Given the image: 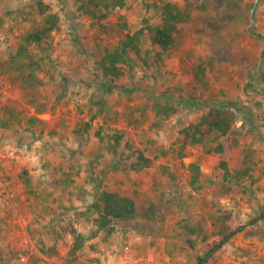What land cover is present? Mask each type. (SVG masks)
Wrapping results in <instances>:
<instances>
[{
    "label": "rangeland",
    "instance_id": "rangeland-1",
    "mask_svg": "<svg viewBox=\"0 0 264 264\" xmlns=\"http://www.w3.org/2000/svg\"><path fill=\"white\" fill-rule=\"evenodd\" d=\"M37 1L56 13L59 23L43 43L47 50L32 48L35 57L44 58L37 71L43 84L34 91L19 88L14 121L0 125V264L33 259L72 264L73 232L87 236L96 227L94 206L104 190L134 198L136 217L86 242L75 264H197L223 240L213 233L216 220L236 229L259 216L205 264H264V175L253 184L250 179L220 183L222 154L196 145L189 156L179 157L180 129L204 109L225 105L237 121L222 140L234 145V155L249 148L257 169L264 168V79L258 72L261 58L264 71V0L255 12L256 32L249 0H241L240 7L209 0L205 11L193 10L184 37L161 55L147 28L160 20L167 0H128L112 11L105 29L82 16L75 0H0V70L9 79L14 70L9 59L22 34L40 22ZM229 12L236 20L222 19ZM142 28L136 63L122 64L120 76L107 74L100 63L106 46ZM197 56L214 60L211 91L202 93L182 73L181 58ZM158 98L172 101L179 112L156 118L152 102ZM43 105L45 111L35 113ZM30 116L43 121L28 122ZM122 132V145L116 146L114 138ZM136 148L154 158L153 165L132 169ZM193 161L202 170L196 183L188 166ZM23 172L29 189L18 177ZM200 220L212 232L207 241L189 232ZM43 247L56 253H44Z\"/></svg>",
    "mask_w": 264,
    "mask_h": 264
},
{
    "label": "trees",
    "instance_id": "trees-1",
    "mask_svg": "<svg viewBox=\"0 0 264 264\" xmlns=\"http://www.w3.org/2000/svg\"><path fill=\"white\" fill-rule=\"evenodd\" d=\"M75 1L77 9L82 16L90 20L97 28L105 29L110 22L112 11L116 8H122L128 0ZM182 2L180 4L167 0L160 6V20L147 28L152 36L153 43L160 49L158 55L173 48L184 37V28L194 20V9L205 11L209 6V0H202L196 5L191 0H182ZM228 3L231 6L240 7L242 1L240 0L239 3L237 0H228ZM253 3V0H249L247 3L248 8H251ZM37 7L41 18L40 22L22 34L15 54L9 59V66L14 69L12 72L13 78L10 79L11 82L18 89L21 88L27 91H34L36 87L43 84L37 71L43 67L42 61L44 58L35 57L36 54L32 52V48L41 49L43 43L50 39L52 32L58 28L59 23L58 15L50 11L46 4L37 1ZM222 19L230 22L236 20V17L229 12ZM143 33V28L134 32L128 31L116 44L106 46L100 63L107 74L120 76L123 73L122 64L131 65L136 63L135 56L139 57L142 51ZM41 50L45 51L47 48L43 47ZM181 67L182 73L191 77L193 84L198 90L202 93L211 91L212 83L209 78V72L214 69V60L202 56L183 57L181 58ZM12 105L13 102H9L2 106L5 110V115L0 117V125L4 127L9 126L17 114ZM45 109V105H43L35 113H42ZM99 110L102 111L101 109ZM152 110L155 117L159 119H168L179 112V108L167 98L164 101L159 98L153 100ZM97 115L98 113L95 114V116ZM29 118L28 122L32 123L36 120L43 121L36 116H30ZM236 121V112L230 107H225V105L210 106L204 109L195 121L187 123L180 129L183 141L179 147V157L184 159L189 156V148L191 146H203L209 151L223 155L218 165L220 171L216 175L220 183L240 184L244 179H250L252 184L255 183L257 178L264 175V168L262 170L257 169L253 151L243 147L239 154L234 155V145L222 140L223 137H226L232 131ZM89 126L90 123L86 122L84 130L88 131ZM75 131L78 133L79 128H75ZM97 133L100 135L99 132ZM123 137V132L115 136L116 146L122 145ZM125 144L131 149L134 148L130 140H127ZM132 157L135 159L131 161L130 166L136 171L150 167L154 163V158L146 156L142 150L137 148L131 152L130 158ZM188 166L191 172V182H199L202 170L198 161L190 162ZM69 173L67 172V174ZM18 177L22 179V182L29 189L31 180L25 172L19 174ZM94 207L97 209V216L94 220L96 227L92 232L87 236L79 232L76 233V231L73 232L74 241L69 251V255L72 256V264H75L78 252L84 248L86 242L97 237L104 230L109 233L113 232L116 223L132 220L137 214L134 198L123 196L119 192L111 190L102 191ZM155 212V209H153L152 215ZM147 217H150V215ZM216 221L219 227L213 233L220 234L223 239L234 230L226 221ZM207 225L206 223L203 226L202 220H200L197 226L189 227V232L197 237H202L203 241H207L212 234L207 229ZM193 242L194 239H191V244ZM42 250L47 254L56 253L54 247H43ZM204 257L205 255L199 256L198 262H201ZM31 264L41 263L33 259Z\"/></svg>",
    "mask_w": 264,
    "mask_h": 264
},
{
    "label": "water",
    "instance_id": "water-1",
    "mask_svg": "<svg viewBox=\"0 0 264 264\" xmlns=\"http://www.w3.org/2000/svg\"><path fill=\"white\" fill-rule=\"evenodd\" d=\"M259 0H255L252 8H251V29L253 32H256V9H257V5H258ZM262 62H263V58L260 59L259 64H258V69H259V75L264 79V71L262 69ZM262 216H259L258 218H256L253 221H250L246 224H243L242 226L234 229L230 235H228L227 237H225L220 243H218L217 245H215L213 248H211L209 250V252L205 255V257L203 258V260L201 262H198L197 264H205L210 258L211 256H213L223 245L226 244V242L230 239V237L235 234L236 232L240 231L241 229L250 226L252 224H254L256 221H258Z\"/></svg>",
    "mask_w": 264,
    "mask_h": 264
},
{
    "label": "built area",
    "instance_id": "built-area-1",
    "mask_svg": "<svg viewBox=\"0 0 264 264\" xmlns=\"http://www.w3.org/2000/svg\"><path fill=\"white\" fill-rule=\"evenodd\" d=\"M18 95V88L13 85L6 74L0 72V108L8 102H15Z\"/></svg>",
    "mask_w": 264,
    "mask_h": 264
},
{
    "label": "crops",
    "instance_id": "crops-1",
    "mask_svg": "<svg viewBox=\"0 0 264 264\" xmlns=\"http://www.w3.org/2000/svg\"><path fill=\"white\" fill-rule=\"evenodd\" d=\"M20 94V93H19Z\"/></svg>",
    "mask_w": 264,
    "mask_h": 264
}]
</instances>
